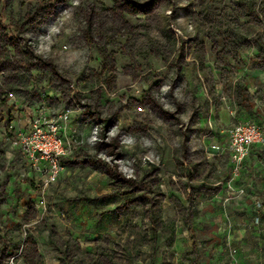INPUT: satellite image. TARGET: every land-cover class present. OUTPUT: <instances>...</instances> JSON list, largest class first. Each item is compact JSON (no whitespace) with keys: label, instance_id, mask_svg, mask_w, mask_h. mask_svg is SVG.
I'll list each match as a JSON object with an SVG mask.
<instances>
[{"label":"rangeland","instance_id":"obj_1","mask_svg":"<svg viewBox=\"0 0 264 264\" xmlns=\"http://www.w3.org/2000/svg\"><path fill=\"white\" fill-rule=\"evenodd\" d=\"M263 88L264 0H0V264H260L264 153L208 148ZM9 100L73 112L43 208Z\"/></svg>","mask_w":264,"mask_h":264},{"label":"built area","instance_id":"obj_2","mask_svg":"<svg viewBox=\"0 0 264 264\" xmlns=\"http://www.w3.org/2000/svg\"><path fill=\"white\" fill-rule=\"evenodd\" d=\"M49 35L48 33V37ZM10 98L13 96L11 95ZM72 113L68 109H50L47 114L40 113L34 119L29 118V130L19 132L16 141L12 143L14 148H17L29 160L33 171L40 177L41 194L38 206L42 208L45 206L44 191L55 183L65 171L61 159L71 156L77 149L76 144L69 140L63 142L61 137V131L70 122ZM209 127H212L210 123ZM96 134L95 131L92 137L94 138L93 142H95ZM224 134L226 142L212 144L208 150L210 154L218 157L224 152L228 153L232 164V176L236 178L250 149L255 146L264 147V121L259 124L249 121L236 123L227 128ZM121 143L126 144L127 141L123 138ZM239 193H243L242 188L239 189Z\"/></svg>","mask_w":264,"mask_h":264},{"label":"crops","instance_id":"obj_3","mask_svg":"<svg viewBox=\"0 0 264 264\" xmlns=\"http://www.w3.org/2000/svg\"><path fill=\"white\" fill-rule=\"evenodd\" d=\"M263 94H264V88H263ZM240 102H242V99H240L239 104L237 106L232 107L233 112L230 111L231 106H229L227 103H223L222 106L214 112V114L213 113L211 114L212 117L214 118L217 116L219 117V123L215 126V129H214L215 140H216L215 142L224 144L226 142V138L224 134L225 130L236 123L249 121L255 124H259L264 121V114L261 115L257 113L256 110H254V108L252 109V105L248 104L249 108H247L246 105L244 104L246 103L245 100H243V103H240ZM7 106L11 108V112H10L11 118L8 121V125H9L8 128L14 130V132L15 131L25 132L29 130L28 129L29 128L28 126L29 118L34 119L40 113L47 114L50 110L46 106H44V104H39L37 106L27 108L25 106L24 107L20 106L18 102H10V100H9V103L7 102ZM29 112H30V115H29ZM198 123H199L198 126L202 127L204 123V119H200ZM71 129H76L75 125L73 124L72 116H71L70 122L61 131V137H62L63 142L67 140V137L69 136ZM263 153H264V147L262 146H255L250 149L249 155L243 160L241 164L239 175L235 178L240 188H244V184L242 183V181H244L243 179L245 175L249 173L250 171H252V169L258 168L259 159L263 155ZM67 158H70V157L62 158L61 162L63 163V161H65ZM227 161H228V164L226 167L228 168L229 173H226V174L227 175L229 174V176H232V164L230 162V157H228ZM33 176L35 180L37 179V182L39 183L38 181L39 175L33 171ZM236 181H234V183ZM38 183L34 187L36 188V193L38 192L40 196L41 194L40 188H39L40 184ZM20 205L21 204H19L18 206ZM256 210L257 209H254V211ZM256 218L257 216L253 218L254 222L251 224V226L257 227L259 229L258 232L262 234L263 237L262 239H258V241H254L253 251H256V249L259 250L260 259L262 258L260 264H264V217H262V219L260 218L259 224L257 222V224L255 225L254 223L256 222L255 220Z\"/></svg>","mask_w":264,"mask_h":264}]
</instances>
